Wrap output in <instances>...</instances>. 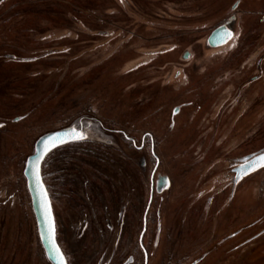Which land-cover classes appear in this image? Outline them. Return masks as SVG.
I'll return each mask as SVG.
<instances>
[{
    "label": "flooded vegetation",
    "instance_id": "af4514ba",
    "mask_svg": "<svg viewBox=\"0 0 264 264\" xmlns=\"http://www.w3.org/2000/svg\"><path fill=\"white\" fill-rule=\"evenodd\" d=\"M214 2L106 0L83 17L71 5L85 33L70 36L69 60H87L73 73L129 79L117 97L134 116L109 115L89 89L84 112L25 147L8 126L27 128L30 113L0 114V264H60L56 248L65 264H264V163L237 153L264 132V0ZM74 123L87 138L47 150L32 189L36 138Z\"/></svg>",
    "mask_w": 264,
    "mask_h": 264
},
{
    "label": "rangeland",
    "instance_id": "374dc122",
    "mask_svg": "<svg viewBox=\"0 0 264 264\" xmlns=\"http://www.w3.org/2000/svg\"><path fill=\"white\" fill-rule=\"evenodd\" d=\"M70 1L72 3H69ZM105 1L9 0L0 3V19L4 22L1 23L4 24L3 27L0 26V52L14 55L13 60L0 59V114L14 116L16 113H30L27 128L24 127L27 120L8 126L10 131L14 132L13 135H17L15 140L20 145L25 147L31 145L33 138L42 130L59 127L84 112L87 109L85 104L89 89L106 94V110L109 115L117 116L122 121L133 118L134 107L129 103L128 97L126 103L120 102L117 97L118 86L129 82V79L116 81L111 79L112 76L104 71L106 67H99L96 71H88L84 67L74 74L72 69L75 66L85 65L86 55H80L72 62L69 60L72 54L68 48L71 44L70 36L80 37L85 33V29L79 25H76V29L71 27V22L67 18V13L73 12L71 5H77L76 15L83 17L86 14L81 8L84 4ZM215 1V4L226 3V0ZM259 2L254 4H261ZM168 5L175 8L180 6L177 5V1ZM189 36L191 35L175 40L174 52L181 53L186 44L183 42L189 41ZM254 37L255 39L264 37V32H256ZM133 42L126 45V58L132 56ZM161 49L163 46L148 51L155 52ZM134 64L135 62L131 61L125 69L134 67ZM113 66L112 63L107 65L110 68ZM77 77L79 79L75 82ZM103 89L109 92H102ZM9 139L4 138L3 141L9 143ZM244 147L243 151L238 150L237 153L251 149L256 152L264 150V132L257 131L253 142ZM6 150L9 151V146ZM19 157L16 155L15 160ZM176 163L182 165L179 160H176ZM2 221L4 222V220L0 222L3 223Z\"/></svg>",
    "mask_w": 264,
    "mask_h": 264
},
{
    "label": "water",
    "instance_id": "95a60500",
    "mask_svg": "<svg viewBox=\"0 0 264 264\" xmlns=\"http://www.w3.org/2000/svg\"><path fill=\"white\" fill-rule=\"evenodd\" d=\"M78 123L68 124L61 129L51 130L42 135H40L35 140L33 151L29 156L27 162V170L29 172V178L32 180L31 187L34 190H38L40 187V176H39V164L41 163L42 158L47 153V150L51 149L53 144L58 145L61 141L65 142L73 139V134H79L82 130L78 128ZM59 133V136L57 135ZM263 151V150H262ZM259 151L253 156V160L249 163L253 168L260 166L264 163V152ZM39 153L40 159H37V154ZM248 165V164H247ZM42 187V185H41Z\"/></svg>",
    "mask_w": 264,
    "mask_h": 264
},
{
    "label": "snow or ice",
    "instance_id": "6c2138e0",
    "mask_svg": "<svg viewBox=\"0 0 264 264\" xmlns=\"http://www.w3.org/2000/svg\"><path fill=\"white\" fill-rule=\"evenodd\" d=\"M0 3H2V0H0ZM59 136V133L57 134ZM87 137L83 134H73V139H77V140H83V139H86ZM61 143H63V141H61ZM57 145L53 144L52 147H56ZM51 149H49L50 151ZM37 159H40V155L39 153L37 154ZM261 159H264V157H262ZM46 206H47V201H46ZM53 231H54V226H53ZM56 251V258L59 259V262L60 264H65V258H64V255L63 253L60 251L59 248H56L55 249Z\"/></svg>",
    "mask_w": 264,
    "mask_h": 264
}]
</instances>
